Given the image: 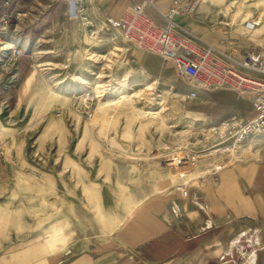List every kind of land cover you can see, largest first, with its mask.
Segmentation results:
<instances>
[{
	"label": "rangeland",
	"instance_id": "obj_1",
	"mask_svg": "<svg viewBox=\"0 0 264 264\" xmlns=\"http://www.w3.org/2000/svg\"><path fill=\"white\" fill-rule=\"evenodd\" d=\"M59 1L0 0V260L45 241L99 246L148 190L198 175L201 162L180 178L163 157L200 154L215 121L187 79L171 67L147 75L138 59L154 67V54L129 47L90 6L70 17ZM196 6L211 23L229 19L228 30L257 22L264 45V0ZM255 138L244 159L263 154L264 143L247 148Z\"/></svg>",
	"mask_w": 264,
	"mask_h": 264
},
{
	"label": "crops",
	"instance_id": "obj_2",
	"mask_svg": "<svg viewBox=\"0 0 264 264\" xmlns=\"http://www.w3.org/2000/svg\"><path fill=\"white\" fill-rule=\"evenodd\" d=\"M80 1L81 6H90L104 20L119 18L133 1L139 0ZM171 2L156 0L155 5L165 12ZM144 11L160 26L166 25L155 9L145 7ZM199 12L196 9L174 16V33L188 37L201 49L211 47L225 60L239 61L250 50L264 52V45L245 23L228 30L234 27L229 19L218 17L211 23ZM153 57L159 60L158 66L153 65L156 68L148 64L149 58L138 59L141 67L149 69L144 70L147 75L169 67L175 74L170 61ZM194 88L209 105V119L218 120L232 112L243 116L252 113L250 94L224 88ZM254 136L247 148L264 143V132ZM174 183L150 189L137 198L139 202L127 217L95 248L71 252L55 243L49 249L50 241H45L30 247L18 260L4 258L0 264H264V152L202 178L196 175L186 183V197L173 188ZM51 250L54 253L48 252Z\"/></svg>",
	"mask_w": 264,
	"mask_h": 264
},
{
	"label": "built area",
	"instance_id": "obj_3",
	"mask_svg": "<svg viewBox=\"0 0 264 264\" xmlns=\"http://www.w3.org/2000/svg\"><path fill=\"white\" fill-rule=\"evenodd\" d=\"M156 0L133 1L123 12L114 19L106 17L104 22L118 31L120 39L135 49H139L162 59L170 61L178 76L187 79L194 87L202 90L229 89L240 94L253 96L252 113L243 116L237 112L229 113L221 119L208 123L205 129V144L200 154L183 151V154L174 157H163L167 166L177 165L178 177H185L199 162V177L215 173L223 167L232 165L244 158L240 149L249 137L264 132V52L250 50L241 60L232 58L222 59L211 51V47L201 49L193 45L188 37L174 33L176 26L174 16L186 12H194L198 0H172L165 12L160 11ZM7 4V3H6ZM68 14L77 16L81 12L80 0H68ZM145 7H151L165 20L166 25L160 26L145 13ZM11 14L2 18L8 23ZM250 29L257 25L255 21L245 23ZM12 56L17 57L22 50L12 47ZM240 68L253 71L258 75H250ZM187 181L174 183L173 188L186 197L188 193Z\"/></svg>",
	"mask_w": 264,
	"mask_h": 264
}]
</instances>
